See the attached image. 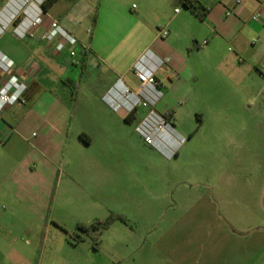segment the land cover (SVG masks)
Returning a JSON list of instances; mask_svg holds the SVG:
<instances>
[{
	"label": "crops",
	"instance_id": "0c3cea01",
	"mask_svg": "<svg viewBox=\"0 0 264 264\" xmlns=\"http://www.w3.org/2000/svg\"><path fill=\"white\" fill-rule=\"evenodd\" d=\"M44 1L23 5L22 0H0V25L8 24L0 34V53L13 65L10 74L28 81L22 101L0 112V264H11L15 257L11 225L16 211L33 222L47 214L50 222L60 224L53 209L62 194L88 191L96 174L102 175V150L109 147L112 132L111 119L103 112L124 123H137L146 114L142 108L132 115L124 108L113 111L103 101L119 79L136 89L130 73L135 63L165 85L153 109L171 116L174 131L184 139L189 133L177 129L180 108L168 105L170 99L192 102L206 93L209 83L232 86L247 97L264 80V0L239 5L233 0H190L196 13L177 0H55L43 10ZM37 9L44 13L43 25L17 38L13 28L20 19L34 17ZM255 14L258 19L252 20ZM50 20L78 41L75 56L57 52L55 42L39 40ZM162 28L165 36L159 34ZM208 69L214 78L205 76ZM7 77L0 72V88ZM81 84L86 91L82 98L75 94ZM79 101L83 107L98 101L100 114L90 116L86 110L95 127H78ZM94 149L101 150L100 157H93ZM245 259L247 264H264Z\"/></svg>",
	"mask_w": 264,
	"mask_h": 264
},
{
	"label": "rangeland",
	"instance_id": "374dc122",
	"mask_svg": "<svg viewBox=\"0 0 264 264\" xmlns=\"http://www.w3.org/2000/svg\"><path fill=\"white\" fill-rule=\"evenodd\" d=\"M205 76L216 74L208 69ZM84 88L75 94L82 98ZM255 89L242 97L232 86L209 83L192 102L170 99L168 105L180 108L177 129L189 133L170 159L143 142L136 123L118 122L104 111L112 132L102 150V175L88 191L62 194L53 209L60 224L47 214L33 222L16 211L11 264L264 260V80ZM98 110V101L85 107L79 101L78 127H95L86 113ZM92 151L100 157V149ZM98 223L89 234L77 229Z\"/></svg>",
	"mask_w": 264,
	"mask_h": 264
},
{
	"label": "built area",
	"instance_id": "2783aa9c",
	"mask_svg": "<svg viewBox=\"0 0 264 264\" xmlns=\"http://www.w3.org/2000/svg\"><path fill=\"white\" fill-rule=\"evenodd\" d=\"M241 1L233 0L235 5L241 4ZM22 2L23 5H26L30 0H22ZM177 2L182 5L183 1L177 0ZM178 11L179 9H175V12ZM22 13L25 17L28 15L26 10ZM43 14L41 9H37L34 17L20 19L17 26L13 28V34L17 38H23L25 34L31 33L30 30L40 28L43 25L41 17ZM227 15H230V13H227ZM17 18V16L13 17L11 23H15ZM251 19L257 20L258 15H252ZM7 28L8 24H1L0 34L4 33ZM159 34L165 36L167 31L162 28L159 30ZM38 38L45 43L55 42V50L57 52L67 50L70 57L75 56L74 48L79 44L73 36L63 30L54 20H50L49 28L43 29ZM205 44L206 40L203 41L202 46ZM12 70L13 65L10 60L0 53V72L8 75L0 88V112L6 106L21 102L27 89V78L13 73L10 74ZM130 73L137 82L136 89H131L119 79L118 83L103 96V101L113 111L124 108L127 115L134 114L139 108L147 110L146 114L136 123L135 131L147 146L170 159L175 156L178 147L184 142V138L174 131L171 116L167 114L159 115L153 109L154 104L161 97V90L165 88V85L157 83L152 73L143 72L138 63L132 66Z\"/></svg>",
	"mask_w": 264,
	"mask_h": 264
},
{
	"label": "trees",
	"instance_id": "16d2710c",
	"mask_svg": "<svg viewBox=\"0 0 264 264\" xmlns=\"http://www.w3.org/2000/svg\"><path fill=\"white\" fill-rule=\"evenodd\" d=\"M55 0H45L41 7L43 8V10H46ZM182 5L186 8H188L189 10H191L192 12L197 11V8L192 4V2L190 0H182ZM125 121H128V118H125ZM101 225V224H100ZM99 226L98 225H91V226H84V225H78L77 229L83 233L89 234L91 232H95L97 230Z\"/></svg>",
	"mask_w": 264,
	"mask_h": 264
}]
</instances>
